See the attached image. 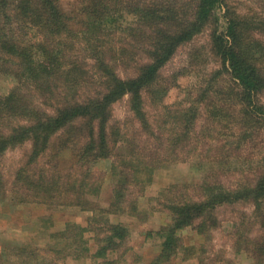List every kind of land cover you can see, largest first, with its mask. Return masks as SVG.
<instances>
[{
    "label": "rangeland",
    "instance_id": "obj_1",
    "mask_svg": "<svg viewBox=\"0 0 264 264\" xmlns=\"http://www.w3.org/2000/svg\"><path fill=\"white\" fill-rule=\"evenodd\" d=\"M58 3L68 15L74 8L82 7V0H58ZM178 3L186 7L183 10L186 16L197 7L190 0H178ZM213 12V18L210 16L200 32L177 47L160 68L156 81L142 89L141 114L149 128L160 133L156 140L141 129L139 116L130 109L128 93L110 103V122L124 138L111 144L110 156L93 160L91 176L95 191L87 188L88 208L70 204L46 206L23 200L24 190L11 186L30 142L8 146L3 151L0 155V174L5 180V187L0 189L1 252L9 245L26 247V253L37 246V255L45 257L48 264H264V256L256 257L252 252L256 240L264 239V227L260 226L264 200L258 210L250 200L217 205L213 210L215 226L205 232L199 231L195 224L176 229L178 248L161 262L155 260L161 252L166 228L171 224V202L192 196L197 191L196 185L209 173L218 175L214 182L236 184L241 172L250 178L257 164L264 161V132L243 112L237 85L213 49L211 37L215 29L226 33L229 17L246 20L241 26L242 43L253 59L259 58L264 71V0H219ZM129 18L125 14L122 24L119 21L110 31H102L105 33L101 52L109 56L113 69L122 78L137 73V66L147 58L150 39L151 28L146 24L136 25L135 32L128 31L123 25ZM79 25L78 21L73 22V28ZM129 42L138 45L131 47ZM87 74L96 76L90 69ZM16 85L15 77L0 71V100ZM256 98L264 103V90ZM132 136L136 142L127 143ZM182 138L186 139V145L180 141ZM167 145L175 150L171 159L164 155L169 154ZM149 149L160 151L164 158L149 173H140L141 184L132 186L136 197L129 201L133 202L131 206L124 211H105L113 200V163L123 157L136 163L130 158L132 153ZM61 156L66 162L74 158L69 148ZM66 222L94 227L83 231L82 247H76L71 233L54 235ZM106 222L123 223L126 234L122 241L117 240L114 248L100 251L105 244L102 226ZM10 252L15 256L14 250Z\"/></svg>",
    "mask_w": 264,
    "mask_h": 264
},
{
    "label": "trees",
    "instance_id": "obj_2",
    "mask_svg": "<svg viewBox=\"0 0 264 264\" xmlns=\"http://www.w3.org/2000/svg\"><path fill=\"white\" fill-rule=\"evenodd\" d=\"M190 1L196 2L197 7L186 16V7L178 0H82V7L74 8L69 15L58 0H0V71L17 80V85L0 100V155L8 146L30 142L11 186L24 190L23 200L46 206L70 204L88 208L87 188L95 191L93 160L110 156L111 144L124 138L110 122L109 109L110 103L124 93L130 95V109L139 116L146 135L155 140L160 136L149 128L141 114L142 89L156 81L160 68L178 46L200 32L210 16L213 18L219 0ZM125 14L131 16L123 25L128 31H137L136 25L140 24L151 29L147 58L137 66L135 75L122 78L101 50L105 33L102 31H110L119 21L122 24ZM76 21L80 25L73 28ZM243 23L246 20L229 17L226 33L217 29L211 33L212 46L237 85L243 112L264 132V103L256 98L264 90V71L259 58L253 59L242 43ZM88 69L96 76H89ZM132 140L134 136L127 143ZM180 141L186 145V139ZM68 148L74 158L66 162L61 153ZM166 149L169 154L164 155L171 159L175 150L170 145ZM160 155V151L149 149L132 153L130 158L136 163L124 157L113 163V200L105 211H124L131 206L133 202L129 201L136 197L132 186L141 184L142 171L149 173L163 160ZM240 175L236 184L224 185L214 182L218 175L209 173L196 185L192 196L171 202V224L155 260L161 262L178 248L176 229L195 224L205 232L215 226L213 210L217 205L250 200L258 210L264 200V161L257 164L254 176L247 178L249 175L244 172ZM2 187L5 180L0 174ZM92 219L96 220V216ZM260 226L264 227V216ZM87 229L94 227L66 222L54 235L71 233L78 248L83 245L82 233ZM102 229L105 244L100 251L114 248L117 240L125 238L123 223L106 222ZM256 241L252 252L262 257L264 239ZM13 250L15 256H11ZM25 251L23 246H6L0 251V264H48L45 257L37 255V246Z\"/></svg>",
    "mask_w": 264,
    "mask_h": 264
}]
</instances>
